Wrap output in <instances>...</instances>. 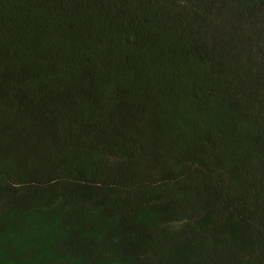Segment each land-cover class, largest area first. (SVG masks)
<instances>
[{"label": "trees", "instance_id": "16d2710c", "mask_svg": "<svg viewBox=\"0 0 264 264\" xmlns=\"http://www.w3.org/2000/svg\"><path fill=\"white\" fill-rule=\"evenodd\" d=\"M0 264H264V0H0Z\"/></svg>", "mask_w": 264, "mask_h": 264}]
</instances>
